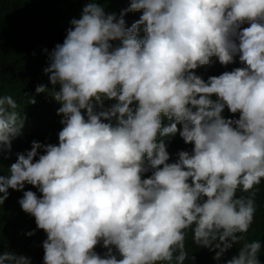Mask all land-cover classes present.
<instances>
[{"label": "clouds", "instance_id": "obj_1", "mask_svg": "<svg viewBox=\"0 0 264 264\" xmlns=\"http://www.w3.org/2000/svg\"><path fill=\"white\" fill-rule=\"evenodd\" d=\"M71 25L44 69L53 87H36L60 103L59 143L33 140L0 175V205L26 183L42 193L19 203L47 234L44 264H186L189 233L217 264H264V242L245 239L264 182V0H131L119 15L93 0ZM237 56L243 66L207 80L197 69ZM105 98L116 102L104 108ZM25 121L17 99L0 95V149ZM178 131L194 147L169 162L165 140ZM0 264L32 258L5 250Z\"/></svg>", "mask_w": 264, "mask_h": 264}, {"label": "trees", "instance_id": "obj_2", "mask_svg": "<svg viewBox=\"0 0 264 264\" xmlns=\"http://www.w3.org/2000/svg\"><path fill=\"white\" fill-rule=\"evenodd\" d=\"M90 2L93 0H0V95H13L26 115L23 133L13 140L10 152L7 149H0V175L10 174V165L18 158L16 154L30 150L33 140L59 143L58 133L63 127L61 124L63 114L57 112L60 103L50 92L37 93L36 87L41 83L46 84L49 89L53 87L49 74L44 71L49 64V53L57 43H63L67 29L72 27L71 20L74 17L80 18L84 6ZM95 2L101 4L106 12H115L119 15L123 8L130 5L131 0H95ZM141 15L142 10L126 13V26L130 27ZM247 26L249 22H245L241 27ZM139 35L141 38L145 35L143 25ZM112 43L117 47L121 42L115 40ZM45 49L48 51L46 52ZM211 59L210 64L197 68L208 71L206 80L210 75H219L223 71L243 66L238 56L228 65L221 64L217 57ZM197 69L193 71L196 72ZM30 96L36 97V103H25ZM213 98H217L215 94ZM115 102V99L105 98L103 107L108 108ZM99 110L100 105H97V111ZM225 115L238 117L239 113L233 114L226 108ZM115 122L113 119V123ZM163 123H170L167 116L163 117ZM178 128L182 129V124H178ZM166 139L170 153L169 162L178 158L180 150L191 151L194 147V144L185 142L179 131ZM40 151L43 152V149ZM38 158L37 156L35 159ZM257 188L259 190L255 195L257 204L255 219L245 234V239L248 241L260 239L264 242V182ZM28 189L42 195L35 185L26 183L22 190L9 188L10 195L0 205V253L9 250L30 256L32 264H44L43 241L47 238V234L44 230L38 229L35 217L24 211L19 203L24 191ZM33 229L36 230L34 234L27 235V232ZM243 242L234 244L221 259L227 260L238 254ZM186 247L188 252L195 256L194 261L189 260L186 264H217L214 259L215 251L196 245L191 233L187 237ZM113 248L114 253L120 258L118 250L114 246ZM95 250L101 255L107 251L102 242L95 246ZM259 259L264 262V250Z\"/></svg>", "mask_w": 264, "mask_h": 264}]
</instances>
